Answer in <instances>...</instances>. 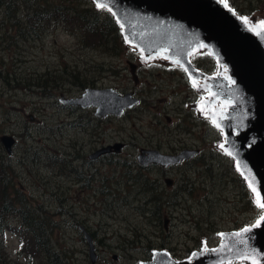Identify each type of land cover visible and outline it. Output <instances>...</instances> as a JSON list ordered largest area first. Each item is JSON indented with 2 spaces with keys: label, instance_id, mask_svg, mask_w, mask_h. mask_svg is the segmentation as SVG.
I'll use <instances>...</instances> for the list:
<instances>
[{
  "label": "rangeland",
  "instance_id": "obj_1",
  "mask_svg": "<svg viewBox=\"0 0 264 264\" xmlns=\"http://www.w3.org/2000/svg\"><path fill=\"white\" fill-rule=\"evenodd\" d=\"M219 1L252 30L264 27V0ZM136 49L127 45L117 57L81 49L62 28L38 40L0 41V136L15 138L11 153L0 142V161L11 163L35 205L52 214L63 212L55 217L59 227L51 240L74 264H91L78 224L94 234L95 264H141L157 250L168 251L176 261L188 260L202 245L215 248L222 232L257 223L263 214L258 195L248 185L251 193L221 178L220 173L232 169L233 159L228 157L229 164L210 152L226 154L215 122L226 105L210 99L207 83L191 80L176 61H166L162 54L146 58ZM200 50L207 49L199 47L196 54ZM129 61L137 65L136 79ZM63 65L69 66L68 72L73 69L75 78L62 80L53 96L43 95L33 84L26 86L51 71L50 77L57 79ZM215 70L216 64L204 72ZM85 82L86 87L80 86ZM87 87L131 91L140 102L120 117L99 119L90 108L58 101L60 94L76 97ZM114 142L125 145L119 153L88 159L100 144ZM184 147L199 149L200 159L166 168L165 174L161 167L147 170L136 160L141 148L172 153ZM49 155L63 164L52 163ZM205 162L213 164V176L205 174ZM165 176L173 182L170 188ZM144 178L157 182V191L152 186L142 189ZM155 195L158 199L151 200ZM5 233L0 249L5 243L7 258L28 264L17 256L19 236ZM222 264L251 263L241 259Z\"/></svg>",
  "mask_w": 264,
  "mask_h": 264
},
{
  "label": "water",
  "instance_id": "obj_2",
  "mask_svg": "<svg viewBox=\"0 0 264 264\" xmlns=\"http://www.w3.org/2000/svg\"><path fill=\"white\" fill-rule=\"evenodd\" d=\"M103 4L121 26L126 42L151 57L163 53L176 60L188 76L208 83L210 99L226 105L224 115L215 122L224 140L222 147L259 202L264 203V27L253 31L236 12L219 0H92ZM98 7V6H97ZM199 46L214 57L217 71L206 74L196 69L190 60ZM135 64L129 61L135 77ZM224 72L228 76L223 75ZM59 102L81 108L94 107L95 116H121L139 99L131 91L124 94L113 88L87 87L76 97L60 94ZM0 142L12 152L15 138L3 134ZM122 142L97 149L89 158L107 153H119ZM197 148H185L178 153H163L141 148L137 161L142 166L161 167L179 164L197 155ZM166 184L171 179L166 178ZM257 223L220 234L215 248L202 245L188 260L176 261L166 250H157L149 261L141 264H222L247 259L251 264H264V208ZM88 245L91 264L97 259L96 246L84 226L79 225Z\"/></svg>",
  "mask_w": 264,
  "mask_h": 264
},
{
  "label": "trees",
  "instance_id": "obj_3",
  "mask_svg": "<svg viewBox=\"0 0 264 264\" xmlns=\"http://www.w3.org/2000/svg\"><path fill=\"white\" fill-rule=\"evenodd\" d=\"M59 28L74 36L76 44L81 49L117 57L127 48L121 26L112 13L106 8L96 7L91 0H0V32L3 35L0 37L1 44L8 45L9 42L17 44L19 40H38ZM191 60L195 67L206 72L213 70L215 65L214 58L207 50L192 53ZM68 67L63 65L57 71V79L50 77L51 71L43 77L29 81L26 86L29 89L30 84H33L32 87L43 95L53 96V90L62 85L60 83L62 80L69 81L75 78L71 75L73 69L68 72ZM79 84L86 87V82ZM210 152H215L214 155L218 153L221 159H226L231 164L230 156L227 154L224 155L220 150L214 149ZM47 157L52 163L63 164L64 160L54 159L56 156ZM200 157L201 155H198L191 161L199 160ZM203 167L206 175L213 176L212 163L205 162ZM225 171L220 173L221 178L236 182L246 191L248 186L234 165L231 170ZM17 175L8 160L0 161V241L1 236L6 234L5 231H12L19 236L22 245L17 256L18 259L20 256L25 257L28 264H74L72 257L54 247L51 240L53 231L59 227L55 217L63 215V212H58L59 215L52 214L41 205H35L29 194L22 190ZM128 180L132 181V178L129 177ZM141 184L142 189L146 186L155 188L157 182L153 184L144 178ZM246 192L251 193V190L248 189ZM157 199L155 195L151 200ZM0 250V264H20L18 260L7 258L5 243Z\"/></svg>",
  "mask_w": 264,
  "mask_h": 264
},
{
  "label": "flooded vegetation",
  "instance_id": "obj_4",
  "mask_svg": "<svg viewBox=\"0 0 264 264\" xmlns=\"http://www.w3.org/2000/svg\"><path fill=\"white\" fill-rule=\"evenodd\" d=\"M137 66V65H136ZM136 66H135V68H136ZM90 110H93V109H90ZM123 143V142H122ZM108 144H113V143H108ZM124 144V143H123ZM105 145H107V144H105ZM105 145H102V144H100V146L101 147H103V146H105ZM125 146V145H124ZM123 146V147H124ZM98 148H100V147H98ZM184 148H188V147H184ZM184 148H182V149H184ZM182 149H180V150H182ZM180 150H178V151H175V152H172V153H176V152H179ZM96 151V150H95ZM94 151V152H95ZM94 152H92V153H94ZM91 153V154H92ZM91 154H89L88 155V159L89 160H91V161H94V160H97L98 158H100V157H104V156H107V155H111V154H114L113 152H111V153H107V154H104V155H102V156H99L98 158H96V159H90L89 158V156L91 155ZM189 162H191V159H189V160H186V161H182L180 164H178V165H175V166H171V167H167V168H173V167H181L183 164H186V163H189ZM153 166H157V165H147V166H143L145 169H151ZM157 167H160V166H157ZM161 168H163V167H161ZM166 169V167H164L163 168V170H165ZM163 173L165 174L166 173V170L165 171H163ZM164 179V182H165V184H166V176L163 178ZM167 185V184H166ZM173 185V182L172 183H169L168 185H167V187H169L170 188V186H172ZM156 187V186H155ZM154 190H155V188H154ZM155 191H157V190H155ZM160 193H162L163 192V190H160L159 191ZM79 225H82V224H78L77 226H78V228H79ZM83 226V225H82ZM84 228H85V230L90 234V236L92 237V239H94V234L92 233V232H90L85 226H84ZM79 230H80V228H79ZM80 232H81V236H82V238L86 241V239H85V237H84V234H83V232L80 230Z\"/></svg>",
  "mask_w": 264,
  "mask_h": 264
},
{
  "label": "snow or ice",
  "instance_id": "obj_5",
  "mask_svg": "<svg viewBox=\"0 0 264 264\" xmlns=\"http://www.w3.org/2000/svg\"><path fill=\"white\" fill-rule=\"evenodd\" d=\"M97 6H98V7H104L103 4H98ZM253 191H256V189L253 188ZM259 206H260L261 208H264V203H260ZM262 219H264V218H262Z\"/></svg>",
  "mask_w": 264,
  "mask_h": 264
}]
</instances>
